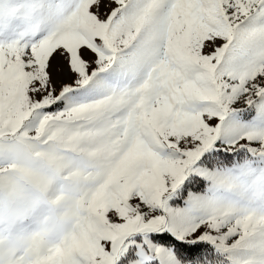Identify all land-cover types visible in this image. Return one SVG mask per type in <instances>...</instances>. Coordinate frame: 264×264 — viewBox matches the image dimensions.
<instances>
[{
  "label": "snow or ice",
  "instance_id": "snow-or-ice-1",
  "mask_svg": "<svg viewBox=\"0 0 264 264\" xmlns=\"http://www.w3.org/2000/svg\"><path fill=\"white\" fill-rule=\"evenodd\" d=\"M0 264H264V0H0Z\"/></svg>",
  "mask_w": 264,
  "mask_h": 264
}]
</instances>
